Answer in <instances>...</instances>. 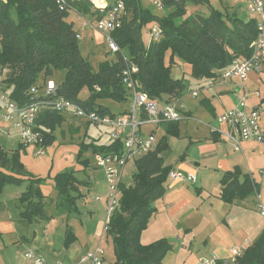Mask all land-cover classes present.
Returning <instances> with one entry per match:
<instances>
[{
	"label": "trees",
	"instance_id": "trees-1",
	"mask_svg": "<svg viewBox=\"0 0 264 264\" xmlns=\"http://www.w3.org/2000/svg\"><path fill=\"white\" fill-rule=\"evenodd\" d=\"M117 1H122L127 14L131 12L133 16L128 19L126 15L121 28L112 32V38L121 51L114 53L113 60L102 62L95 70L83 56L74 23L68 18L74 11L83 17L92 15L99 19L112 5L104 9L97 8L91 0H68L67 10L62 11L56 0H0L1 89L23 106L33 100L32 88L43 87L55 71L63 70L66 74L58 86L59 95L84 108L96 110L102 117H115L114 112L99 102L112 100L123 103L130 98L122 83L126 67L124 55L139 67L136 78L142 91L153 100L167 103L185 90L184 79L172 76V64L176 58L191 66L194 78L213 79L228 69L235 59L249 58L251 44L258 36L257 20L245 21L238 15H228L212 7L208 15L197 14L176 23L177 19L187 16L188 3L209 5L207 0H160L164 10L168 11L164 18L142 9L139 0H115V3ZM154 23L159 25L163 37L159 42L145 43L143 31ZM82 93L87 96L82 97ZM263 102H260L261 107ZM63 122V116L55 112L41 115L38 123L44 133V146L54 141V132ZM164 127L168 133L179 136V123H165ZM89 146L95 153H110L123 148L121 141L110 145L90 143L81 148L78 160L89 151ZM167 147L163 138L154 152L137 159V173L132 185L121 186L119 206L107 230L117 258L113 264H163L171 250L164 240L148 245L141 241L142 233L157 211L156 201L166 193L165 182L173 170L164 165L163 153ZM24 173L20 153H9L0 145V194L8 184L28 182V189L20 196L19 203L22 219L32 223L37 218H45L44 196L40 189L44 180L24 178ZM240 177L238 170L222 177L221 197L224 201L231 203L260 194L259 184L249 175H245L242 181ZM80 184L74 171H65L55 178L56 189L75 212ZM66 238L69 246L74 241L70 230L66 232ZM235 264H264V231Z\"/></svg>",
	"mask_w": 264,
	"mask_h": 264
},
{
	"label": "crops",
	"instance_id": "crops-1",
	"mask_svg": "<svg viewBox=\"0 0 264 264\" xmlns=\"http://www.w3.org/2000/svg\"><path fill=\"white\" fill-rule=\"evenodd\" d=\"M93 1L96 2V0ZM104 1L105 4L103 5H109L108 0ZM68 21L74 24L78 21L79 26L82 29H86L89 33L94 31L91 27L93 23L88 17H83L76 13L73 16L70 15ZM150 27V25L149 27L147 26L148 31L144 29L143 38L145 43L150 40ZM74 30L80 36V40V33L75 28ZM107 60H113V58H107ZM176 61L181 62L178 58H176ZM257 77H259L257 74H253L248 84L250 83L251 85L254 81L260 87ZM186 88L185 85V90L178 96L185 106L181 121L197 119V114L204 111L209 112L211 120H207L208 133L205 137H190L194 139H190L186 153L180 157L181 163L178 167L169 166L182 174L197 175L194 191L184 182L173 183L167 178L165 182L166 193L161 199L156 201L157 211L150 219L147 229L141 236L143 244L148 245L164 240L171 247V250L163 260V264H195L200 257H211L214 254L224 259L229 256L230 250L234 246L243 247L247 250L259 239L264 231V220L259 217L257 210L258 196H250L244 200H235L231 203L224 201L221 197L223 191L222 177L226 173L238 170L241 173V181L245 175H249L257 184L262 183L259 196L264 203V192H262L264 175L261 173L264 168V144L242 142L241 149L236 150L235 144L226 140L225 133L227 128L218 122V117L226 110L233 108L236 99L234 97L231 103H227L223 99L224 97L219 98V96H226L232 93L229 89L218 88L211 93L203 92L201 93L200 103L196 104L195 101L200 96L193 98L191 92L195 89ZM62 116L64 118L62 125L67 122L70 123L71 129L80 131V128L77 127L79 124L76 122L79 120H75L70 114H63ZM70 119L72 120L70 121ZM79 122L84 123L82 121ZM84 124L87 126L91 125H88V123ZM164 124L149 125L144 128V131L145 133L150 130L155 131L158 136V131L161 127H164ZM180 127L179 122V131ZM91 143L95 145H110L112 141L110 138L107 143ZM0 145L9 153H20L22 162V150L26 151L27 149H20L21 143L16 135L10 136L2 133L0 135ZM91 153L96 154L93 150H91ZM83 158L78 160V162L82 163L81 165L85 167V171L89 167L97 169L94 162L91 164L88 159ZM86 161L88 164H83ZM165 166L167 167L166 164ZM72 171L75 172V177L81 182L78 186L80 198L75 203L76 212L72 211L65 198L59 194L56 185L55 189L57 192H54V184L51 183L49 185L51 187L50 193H45L41 184V192L44 196L43 213L45 218H37L30 223L21 217L19 198L24 192H2L0 194V239L4 241L5 238L10 237L17 244L22 241L31 242V248L42 254L49 263L79 264L81 257L85 253L95 251L99 245L102 248L104 247L105 256L108 253L110 254L113 240L111 244L109 238L112 239V237L107 231L105 232L107 192L97 196L100 197L99 200L96 197V201L101 202L100 205L105 210V216L99 225L89 228L85 223V219L92 220L91 218H93L95 211L91 210L88 212L90 218L84 217L81 219L78 214L83 215V213L78 207V202L84 194L83 190L88 189L90 191L93 189L94 184L90 180L79 179L76 171ZM211 183L213 184L212 190H210ZM26 184L28 185V182L24 183V185ZM71 194L73 196L78 195L77 193ZM60 204L62 207L67 206L68 208L65 211L62 208L63 215H60V211H58ZM48 207L51 208V215L46 211ZM73 215H77L78 218H71ZM24 223L36 225L42 229L40 228L38 233L37 231L23 232L20 224ZM43 229L44 232H42ZM68 230L74 236V241L69 246L66 245V232ZM27 233L28 237L26 236ZM106 243H108L107 246ZM6 247V243L0 242V260L3 256L5 259L10 260V256L5 252L7 250ZM60 254L72 258L71 261L66 263L67 261H61L60 259L56 262L55 258ZM13 264L30 263L20 261ZM105 264H108L106 260Z\"/></svg>",
	"mask_w": 264,
	"mask_h": 264
},
{
	"label": "built area",
	"instance_id": "built-area-1",
	"mask_svg": "<svg viewBox=\"0 0 264 264\" xmlns=\"http://www.w3.org/2000/svg\"><path fill=\"white\" fill-rule=\"evenodd\" d=\"M68 0H56L59 8L67 10ZM92 1V0H91ZM155 5L164 9L160 0H154ZM94 2V1H92ZM104 8L103 5H101ZM108 5H105L107 8ZM104 8V9H105ZM248 11L260 17L257 21L258 36L251 44V55L246 59H235L231 66L218 73L216 78L205 80L198 88L191 92L193 98H198L201 93H211L214 88L229 89L235 96L233 108L226 110L218 117V122L227 128L225 138L235 144L236 150L241 149L242 142L264 144V128L261 125L262 108L259 102H253V98L261 99V93L247 90L246 84L253 74L262 72L264 63V0H248ZM127 15L125 4L117 1L105 14L96 19L91 27L105 38L108 51L111 54L120 52V48L112 38V32L121 28L123 18ZM78 39L80 38L77 35ZM163 37L162 30L157 23L150 27L149 43L159 42ZM125 69L122 73V83L127 89L131 105L125 114L115 117H102L96 110L84 108L71 100L59 95L58 86L49 80L41 88H32L33 100L25 105H19L12 100L7 93L0 89V135H16L25 147L34 145L38 147L36 156L44 154V133L38 120L44 112H55L60 115L70 114L75 120L97 126H106L109 129L111 141H121L123 148L120 151L94 155L95 167L103 172L107 182V217L105 232L108 230L114 211L119 206L122 194L123 172L129 161L154 152L159 146V140L155 131L145 133L144 128L149 125L163 123H179L183 119L185 106L179 97L169 102H159L149 97L142 91L136 78L139 67L127 56L123 57ZM99 90V88L97 89ZM261 173L264 175V168ZM168 179L175 182H196L193 174L184 175L172 170ZM258 196L257 209L264 217V204ZM100 197H97L99 200ZM245 248L234 246L227 258H219L215 254L211 257H200L195 264H235L243 257ZM105 250L99 245L95 251L85 253L79 264H104ZM25 260L30 264H65L63 262L49 263L39 252L30 249L24 254Z\"/></svg>",
	"mask_w": 264,
	"mask_h": 264
},
{
	"label": "rangeland",
	"instance_id": "rangeland-1",
	"mask_svg": "<svg viewBox=\"0 0 264 264\" xmlns=\"http://www.w3.org/2000/svg\"><path fill=\"white\" fill-rule=\"evenodd\" d=\"M93 1V0H92ZM110 5H113L115 3V0H108ZM142 9L149 11L153 16H156L158 18H164L168 15V11L161 10L155 5L154 0H139ZM209 5H193L191 3L187 4V16L182 19H177L176 23L180 24L182 20L185 19H191L197 14H208L211 7L220 10L225 14L228 15H238L239 18L242 20H249V19H255L257 21H260V17L257 15H251L248 11V0H207ZM99 4H105V1L102 2V0H96ZM76 13L74 11L70 12V15H75ZM78 14V13H77ZM133 16V13L129 12L127 14V18L131 19ZM92 23L95 22L96 16L88 15L87 16ZM150 25V24H149ZM148 25V27H149ZM74 28L80 33L81 39L79 40L80 48L82 51L83 56L85 59H87L91 65L94 67L95 70L98 69L99 65L106 61L107 58H114V54L108 55V46L106 43L105 38L97 31H92L89 33L86 29H82L78 21L75 22ZM89 29V28H88ZM146 31H148V28H145ZM91 30V29H89ZM144 33V31H143ZM150 33V32H149ZM167 55V63L169 61V56ZM66 72L63 70L55 71L53 77L50 78L57 86H59L65 78ZM259 77V84L261 85L258 87V84L253 81V83L250 85V83L246 84L247 90L251 93L254 91H259L261 93V99L253 98L252 101L254 102H262L264 101V67L262 69V72L257 74ZM172 76L174 79H184L185 85L188 89L194 88L195 90H198L199 86L203 83L204 80L196 79L191 74V66L185 62H178L175 60V62L172 64ZM186 88V89H187ZM218 88H214L213 91H216ZM82 97H86L87 94L85 93L81 94ZM224 97V98H223ZM236 99V96L232 93L226 96H219V98L225 99L227 103H231V101ZM202 98V94L200 97L195 101L196 104L200 103V99ZM99 104L104 105L108 107L112 112L116 113V115H120V113L124 112V110H129L131 105V99L129 98L127 102L118 103L112 100H106V101H100ZM261 112V125L264 128V102L263 106L260 109ZM72 118V117H71ZM72 119H70L71 121ZM207 120H211V115L208 111H204L197 114V119H185L183 121H180V134L179 136L168 133L165 127H161L158 131V140L160 141L163 137H165L168 147L163 153L164 158V165L166 164L167 167L173 165L174 168H177L178 165L181 163L180 157L186 153V148L189 144L190 138L192 137H205L208 133L207 126L208 122ZM79 125L77 127L80 128V131H77V129L73 130L70 127V123L63 124L62 126H58L54 132V141L44 146L43 151L44 154L37 157L36 152L38 151V147L31 145V146H23L22 149H27L26 151L22 150V163L25 167V173L22 177L28 178H38L44 180L42 183L43 191L46 193H50L51 187L49 186L51 183L54 184V192H57L55 189V178L58 174L63 173L65 171H76V175L81 180H90L93 182L94 187L90 191L88 189L83 190L84 194L81 197V199L78 202V207L80 208L81 213L83 215L78 214V216L82 219L84 217L90 218L89 211L94 210L95 214L93 215V218L85 219V223L89 228L96 227V225H99L101 221L103 220L105 216V210L100 205L101 202L96 201V197L100 194H104L107 192V182L104 177L103 172L98 171L97 169L93 167L87 168V170H84V166L81 165L82 163L78 162V158L80 156V150L83 146L90 145L91 142H99V143H107L110 140L109 129L106 126H97L95 124H91L87 126L84 123H81L79 121H76ZM75 123V122H74ZM74 123H72L74 125ZM220 126V125H219ZM199 128V129H197ZM157 135V134H156ZM21 143V142H20ZM17 144V142H16ZM15 144V145H16ZM89 151L82 154L83 159H88L91 164L94 162V154L91 153V146H89ZM192 157V156H191ZM94 166V165H93ZM81 170V171H78ZM177 171V170H174ZM179 172V171H177ZM137 173V167L135 161H129L128 164L125 167V170L123 172V184L125 186H131L133 183V177ZM181 173V172H180ZM184 174V173H183ZM186 175V174H184ZM197 176V175H196ZM53 179V180H51ZM261 179V177H260ZM186 185L190 186V189L194 191V185L195 183H191L186 181ZM213 183V182H212ZM210 184V190L213 188V184ZM193 186V187H192ZM260 188H262V183L259 184ZM28 189V185L22 184H15L11 183L4 187L3 192H26ZM41 189V186H40ZM22 190V191H21ZM42 191V190H41ZM262 192H264V186L262 189ZM6 199V197H4ZM258 200V198H257ZM262 201V200H261ZM263 203V202H262ZM264 204V203H263ZM60 215H63V210H68L67 206L62 207V205H59ZM13 210H15L12 207ZM107 209V205H106ZM258 210V209H257ZM47 213L51 215V208H47ZM259 217L264 220V217L260 215L258 212ZM107 217V213H106ZM71 218H78L77 215H73ZM77 220V219H76ZM106 221V218H105ZM20 228L23 230V232H35L41 228L36 225H28L27 223L20 224ZM31 228V229H29ZM42 229V228H41ZM44 232V229L42 230ZM28 233L26 236L28 237ZM32 239V238H31ZM61 241V240H60ZM0 242L6 243L7 250L5 251L10 256L9 259H5L4 256L1 257L0 263L1 264H13L18 263L20 261H25L24 254L32 249L31 242L28 241H22L18 244L13 241V238H5L3 241L0 239ZM109 242L112 244V239L109 238ZM114 244V243H113ZM111 246L110 254L105 256V260L108 264H113L116 261V255L114 254V246ZM108 243H106V246ZM104 248V247H103ZM61 259L65 260L66 263H69L72 258H68L67 256H63L62 254L57 255L55 258V261H59ZM70 259V260H69ZM105 264V263H104Z\"/></svg>",
	"mask_w": 264,
	"mask_h": 264
},
{
	"label": "water",
	"instance_id": "water-1",
	"mask_svg": "<svg viewBox=\"0 0 264 264\" xmlns=\"http://www.w3.org/2000/svg\"><path fill=\"white\" fill-rule=\"evenodd\" d=\"M93 3H94V5H95L97 8H102V6H101L102 4H99L98 2H95V1H94ZM104 7H105V6H104Z\"/></svg>",
	"mask_w": 264,
	"mask_h": 264
},
{
	"label": "bare ground",
	"instance_id": "bare-ground-1",
	"mask_svg": "<svg viewBox=\"0 0 264 264\" xmlns=\"http://www.w3.org/2000/svg\"><path fill=\"white\" fill-rule=\"evenodd\" d=\"M102 2H104V0H102ZM103 6H105V5H103Z\"/></svg>",
	"mask_w": 264,
	"mask_h": 264
}]
</instances>
